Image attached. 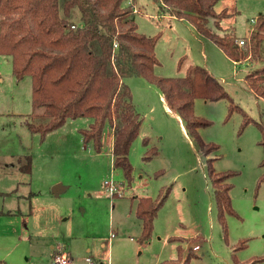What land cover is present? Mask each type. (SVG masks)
Listing matches in <instances>:
<instances>
[{
    "label": "rangeland",
    "instance_id": "obj_1",
    "mask_svg": "<svg viewBox=\"0 0 264 264\" xmlns=\"http://www.w3.org/2000/svg\"><path fill=\"white\" fill-rule=\"evenodd\" d=\"M161 1H124L137 9L139 32L159 35L156 75L182 76L190 64L205 66L242 110L230 115L227 99L195 100L196 114L210 122L201 129L202 138L219 146L204 155L166 109L160 90L141 84L142 77L127 78L143 116L129 151L133 172L128 180L114 166L109 125L101 151L83 140L81 130L92 121L87 116L68 118L44 138L31 131L28 120L45 122L32 116V77L17 80L12 58L0 55V259L5 264H53L50 246L58 242L77 256H91L94 263L104 255L111 264H159L171 258H181L183 264L191 250L188 264H236V259L264 264L257 259L264 256V98L244 80L253 65L228 58L187 18L170 17ZM225 8L231 16L220 27L211 19L210 30L232 32L247 42L252 20L264 14V0H220L215 5L217 12ZM28 157L29 172L22 168ZM209 158L215 171L233 172L228 182L237 215L226 214V229L218 217ZM106 180L116 188L113 195ZM59 182L66 189L56 196L52 187ZM168 185L172 190L155 218L150 242H140L135 196L155 198ZM168 231L186 238L166 240ZM112 232L117 237L109 241ZM242 240L245 245L235 250Z\"/></svg>",
    "mask_w": 264,
    "mask_h": 264
},
{
    "label": "trees",
    "instance_id": "obj_2",
    "mask_svg": "<svg viewBox=\"0 0 264 264\" xmlns=\"http://www.w3.org/2000/svg\"><path fill=\"white\" fill-rule=\"evenodd\" d=\"M124 1L0 0V55L12 58L17 80L27 75L32 77V116L45 122L28 120L31 131L44 138L68 118L87 116L92 121L81 130L83 140L101 151L109 125L113 133L114 166L122 168L125 177L131 180L133 166L129 151L140 133L143 116L134 103L127 78L142 77L155 85L170 110L181 117L188 136L196 141L204 155L219 146L202 138L200 131L210 122L196 114L195 100L227 99L230 115L242 108L205 66L190 64L182 76L156 75L159 59L155 47L159 35L139 32L135 5L132 2L125 5ZM219 1L162 0L160 7L171 15L187 18L234 62L249 60L253 67L244 80L256 96L264 98V14L254 18L248 41L244 40L241 46L240 39L232 32L222 35L210 30L211 19L220 27L221 21L232 14L226 8L217 12L215 5ZM212 159H208L209 174L218 217L226 229V214L237 215L228 182L233 172L215 171ZM22 168L31 170L30 157ZM171 190L172 185H168L155 198L138 199L136 212L142 220L140 242L151 239L155 218ZM244 242L240 241L235 250L243 247ZM178 248L181 249L180 244ZM192 255L190 250L183 264H188ZM159 264H182V261L181 258L165 259ZM236 264L246 263L236 259Z\"/></svg>",
    "mask_w": 264,
    "mask_h": 264
},
{
    "label": "crops",
    "instance_id": "obj_3",
    "mask_svg": "<svg viewBox=\"0 0 264 264\" xmlns=\"http://www.w3.org/2000/svg\"><path fill=\"white\" fill-rule=\"evenodd\" d=\"M170 17H172V18H174L175 16L174 15H171L170 14ZM226 55V54H225ZM227 56V55H226ZM228 57V56H227ZM229 58V57H228ZM0 79H2V78H0ZM147 85L148 83H146L145 81H142L141 82V84H143V85H145V84ZM160 98L163 100V102H164V104H165V106H166V109L167 110H169L171 113H173L171 110H170V108H169V106L166 104V102H165V100H164V97H163V95H162V93H160ZM205 101H207V100H205ZM173 114H175V113H173ZM178 118H179V120H180V123H181V125H182V128H183V131L184 132H186V128H185V126H184V123L182 122V119H181V117L178 115V114H175ZM111 133H110V138H111V150H112V147H113V133H112V130L110 131ZM187 133V132H186ZM113 154V153H112ZM60 184H62L61 182H59ZM56 184H58V183H56ZM56 184H54V185H56ZM54 185H53V187H54ZM63 185V184H62ZM53 187H52V193L54 194V195H56L55 194V192L53 191ZM63 187L64 188H61L60 190H59V194H57L56 196H58V195H60L63 191H65V189H66V186H64L63 185ZM142 196H151L152 197V195H141V196H138V195H136L135 196V198H137V203H138V199L140 198V197H142ZM10 214H12V213H10ZM141 231H142V221H141ZM140 231V232H141ZM141 234V233H140ZM166 236V240H169V241H180L181 242V240H171L170 239V237L171 236H177V235H175V234H172L171 236H170V234H169V231H168V233L167 234H165ZM112 236V237H111ZM179 237H181L182 235H178ZM117 236H116V234L114 233V232H112L111 233V235H110V239H109V241L112 239V238H116ZM184 237V238H183ZM181 238H183V239H185L186 237L185 236H182ZM150 241H146V243H149ZM196 245H198V244H196ZM58 246H60L62 249H64L65 250V252H67L73 259H74V261H76L77 262V264H90V263H88L87 261H86V257H88V256H85V257H82V256H77L76 254H74L73 252H72V250L70 249V248H68L67 247V245L65 244V243H61V242H58L56 245H54V244H52L51 246H50V248H51V261L53 262V256H54V253L56 252V250H57V247ZM102 246H103V248H106V242H103V244H102ZM195 246V245H194ZM194 250V249H193ZM101 253H104V251H101ZM91 257V256H90ZM103 257H104V255H100V262L99 263H94V259L92 258V260H93V263H91V264H111V260H110V257H108V259L106 258V261H105V259H103ZM171 259H173V258H171ZM51 262V263H52ZM0 264H5V262L2 260V259H0Z\"/></svg>",
    "mask_w": 264,
    "mask_h": 264
},
{
    "label": "built area",
    "instance_id": "obj_4",
    "mask_svg": "<svg viewBox=\"0 0 264 264\" xmlns=\"http://www.w3.org/2000/svg\"><path fill=\"white\" fill-rule=\"evenodd\" d=\"M135 11H137L136 8H135ZM254 20L255 19H253L252 21H254ZM239 43L243 44L244 40L240 39ZM105 184L107 186L106 188H108L109 191L113 195L114 191L116 190V188H114L113 182L110 180H106ZM193 248L197 249V248H199V245H195ZM86 261L90 264L93 263L92 257H90V256L86 257ZM53 264H77V262L74 261V259L67 252H65L64 249H62L60 246H58L57 250L53 256Z\"/></svg>",
    "mask_w": 264,
    "mask_h": 264
},
{
    "label": "water",
    "instance_id": "obj_5",
    "mask_svg": "<svg viewBox=\"0 0 264 264\" xmlns=\"http://www.w3.org/2000/svg\"><path fill=\"white\" fill-rule=\"evenodd\" d=\"M61 188H64V187H63V185L60 184V183L54 185V187H53V191L55 192L56 195L59 194V190H60Z\"/></svg>",
    "mask_w": 264,
    "mask_h": 264
}]
</instances>
